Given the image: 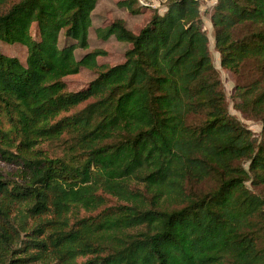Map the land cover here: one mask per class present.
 Masks as SVG:
<instances>
[{"label":"trees","instance_id":"1","mask_svg":"<svg viewBox=\"0 0 264 264\" xmlns=\"http://www.w3.org/2000/svg\"><path fill=\"white\" fill-rule=\"evenodd\" d=\"M96 3L0 0V42L27 49L0 52V264H264V0L210 16L220 65L254 74L234 95L259 139L226 107L199 0H166L138 32L98 27L129 44L115 65L74 55ZM82 67L96 76L69 91Z\"/></svg>","mask_w":264,"mask_h":264},{"label":"rangeland","instance_id":"2","mask_svg":"<svg viewBox=\"0 0 264 264\" xmlns=\"http://www.w3.org/2000/svg\"><path fill=\"white\" fill-rule=\"evenodd\" d=\"M122 0H97L96 6L91 14L92 25L89 28L88 34V48L81 49L77 48L74 51L76 59H80L86 52L100 48L103 49L106 54L97 57L98 64H108L115 65L123 62L125 50L129 47L128 43L117 41L113 36L109 37L107 40L99 38L96 34V29L98 27H105L111 21L117 18H121L125 21L127 28L131 29L134 32H138L139 29L150 19L151 15L154 12L163 14L165 12V1L166 0H153L154 5L158 7H147L146 9L141 10L140 5L137 0H134L133 8L138 9V13H132L127 7L121 6L119 3ZM200 3V16L202 20V29L208 36V45L209 52L212 59V62L218 71L219 79L221 81L223 90L225 92V101L226 107L231 115L236 117L241 123L248 127L256 139L260 138V133L262 129L261 122L257 119H249L245 117L237 108H236V99L234 95L235 87L240 84L248 83L253 77L254 74L249 67H245L240 74H233L232 72L226 70L220 65V55L215 48L214 44V28L210 20L213 6L216 3V0H199ZM144 7V6H143ZM31 35L36 37L37 28L35 23H32L30 29ZM66 42H72L71 40L65 41L64 36L61 34L59 38V46H62ZM0 52L7 56L16 57L22 63L25 62L27 56V49L21 43H4L0 42ZM96 76L92 70L87 68H80L79 71L75 74L68 75L64 78V81L67 85L69 91H77L81 88H84L89 81H91ZM197 117L190 116L189 121L196 120ZM217 138H208V140L202 143V148L204 149V154L209 155V148L212 143H216ZM18 141L14 143L11 147V151L19 153L22 151V147L16 148ZM37 148L42 150H48L50 145L46 142L39 143ZM24 154H29L27 149ZM179 157H176V160Z\"/></svg>","mask_w":264,"mask_h":264},{"label":"built area","instance_id":"3","mask_svg":"<svg viewBox=\"0 0 264 264\" xmlns=\"http://www.w3.org/2000/svg\"><path fill=\"white\" fill-rule=\"evenodd\" d=\"M137 2L143 6L158 7V5H154L155 2L153 0H137Z\"/></svg>","mask_w":264,"mask_h":264}]
</instances>
